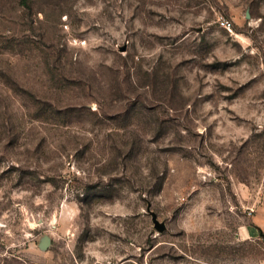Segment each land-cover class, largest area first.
Masks as SVG:
<instances>
[{"label": "rangeland", "instance_id": "rangeland-1", "mask_svg": "<svg viewBox=\"0 0 264 264\" xmlns=\"http://www.w3.org/2000/svg\"><path fill=\"white\" fill-rule=\"evenodd\" d=\"M261 219L264 0H0V264H264Z\"/></svg>", "mask_w": 264, "mask_h": 264}, {"label": "crops", "instance_id": "crops-1", "mask_svg": "<svg viewBox=\"0 0 264 264\" xmlns=\"http://www.w3.org/2000/svg\"><path fill=\"white\" fill-rule=\"evenodd\" d=\"M244 231L247 233L249 232V234L252 235L257 231L264 234V220L261 219L259 221H256L253 225H249L247 227L245 226Z\"/></svg>", "mask_w": 264, "mask_h": 264}, {"label": "water", "instance_id": "water-1", "mask_svg": "<svg viewBox=\"0 0 264 264\" xmlns=\"http://www.w3.org/2000/svg\"><path fill=\"white\" fill-rule=\"evenodd\" d=\"M152 214V219H153V222L155 224V226L159 229V230H162L164 228V223L160 222L157 217H156V214L154 212L151 213ZM263 242H264V234H263Z\"/></svg>", "mask_w": 264, "mask_h": 264}, {"label": "built area", "instance_id": "built-area-1", "mask_svg": "<svg viewBox=\"0 0 264 264\" xmlns=\"http://www.w3.org/2000/svg\"><path fill=\"white\" fill-rule=\"evenodd\" d=\"M221 23L224 26H229L230 25V23L227 20H222Z\"/></svg>", "mask_w": 264, "mask_h": 264}]
</instances>
